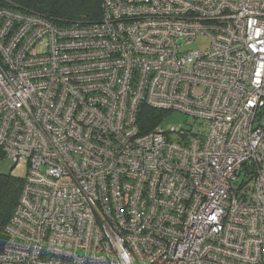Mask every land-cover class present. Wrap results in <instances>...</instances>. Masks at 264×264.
I'll use <instances>...</instances> for the list:
<instances>
[{"label":"built area","instance_id":"built-area-1","mask_svg":"<svg viewBox=\"0 0 264 264\" xmlns=\"http://www.w3.org/2000/svg\"><path fill=\"white\" fill-rule=\"evenodd\" d=\"M102 6L0 7V160L25 168L0 264H264V0ZM142 104L191 120L143 131Z\"/></svg>","mask_w":264,"mask_h":264},{"label":"trees","instance_id":"trees-1","mask_svg":"<svg viewBox=\"0 0 264 264\" xmlns=\"http://www.w3.org/2000/svg\"><path fill=\"white\" fill-rule=\"evenodd\" d=\"M41 14L58 26L86 24L101 18L103 0H0V7ZM139 122L143 131L154 129L163 122L165 111L142 104ZM172 112V111H171ZM23 177L0 172V247L7 240L6 226L18 203Z\"/></svg>","mask_w":264,"mask_h":264},{"label":"rangeland","instance_id":"rangeland-1","mask_svg":"<svg viewBox=\"0 0 264 264\" xmlns=\"http://www.w3.org/2000/svg\"><path fill=\"white\" fill-rule=\"evenodd\" d=\"M210 38L207 35L199 36L196 43H193L192 46L194 49H207L210 46ZM191 119L182 112L172 111L165 114L161 127L168 131L174 126H179L181 124H186ZM12 160L4 158L0 160V172L6 174H12L21 176L24 175L25 168L15 167V164L11 162Z\"/></svg>","mask_w":264,"mask_h":264}]
</instances>
